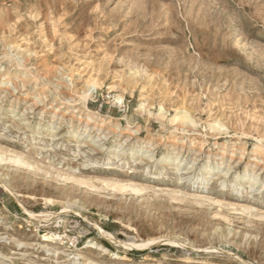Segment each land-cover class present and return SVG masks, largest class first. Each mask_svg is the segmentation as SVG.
<instances>
[{
  "label": "rangeland",
  "instance_id": "obj_1",
  "mask_svg": "<svg viewBox=\"0 0 264 264\" xmlns=\"http://www.w3.org/2000/svg\"><path fill=\"white\" fill-rule=\"evenodd\" d=\"M256 145L264 0H0V264H264Z\"/></svg>",
  "mask_w": 264,
  "mask_h": 264
},
{
  "label": "bare ground",
  "instance_id": "obj_2",
  "mask_svg": "<svg viewBox=\"0 0 264 264\" xmlns=\"http://www.w3.org/2000/svg\"><path fill=\"white\" fill-rule=\"evenodd\" d=\"M86 92H88V91H86ZM86 92H85V94H86ZM85 97H86V95L84 96V98H83V101H84V99H85ZM116 101H117V103L119 104V105H121L122 104V97L121 96H118L117 98H116ZM55 115V114H54ZM91 117L92 116H90L89 118V120H91ZM111 118V117H110ZM102 120V119H101ZM189 123H192L191 122V120L189 121ZM188 123V124H189ZM86 128V127H85ZM138 131V130H137ZM256 141H258V140H256ZM258 142H260V141H258ZM262 149V150H261ZM263 149L264 148H262L261 146H255V150H259V152L260 151H263ZM132 152V151H131ZM256 152H258V151H256ZM223 154H224V152H223ZM131 156H133L134 155V153L132 152L131 154H130ZM168 155V154H167ZM108 158H110V157H108ZM113 158V157H112ZM114 159H116L117 161H119L120 160V155L118 154ZM173 159H176V155L174 156V155H171V156H167V158H165V160H164V163H168L169 161H172ZM222 161V160H221ZM9 162H10V160H9ZM13 162H15V163H17V164H23V162L21 161V159L20 158H17L15 161H13ZM210 164V161H209V159L207 160V165H209ZM25 165V164H24ZM253 173V172H252ZM211 174H212V171H208V173L207 174H205V175H203V176H201V177H199V178H196L195 180L197 181V180H199L200 182H201V184H204V183H206V182H208V181H210V177H211ZM257 177H259V175H256V174H253L252 175V178H250V180H251V182L249 183V188H252L253 186H255V183H257L256 182V180L258 179ZM191 180H194V177H191L190 178ZM236 184L235 183H232V187H234ZM118 189H120V187L118 188ZM7 191V190H6ZM136 191V190H135ZM98 234L99 235H102V236H108L109 238H111V236H110V234H108V233H106L105 231H103L101 228H98ZM45 242H51V241H54V239L52 238V237H50V236H45L44 237V239H43ZM90 242H88V244H89ZM151 244H153V241H148L147 243H143V244H141V245H137L136 247H149V245H151ZM95 246V245H94ZM129 246H130V244H129ZM135 247V248H136ZM150 248V247H149ZM98 249H101V247H98Z\"/></svg>",
  "mask_w": 264,
  "mask_h": 264
}]
</instances>
